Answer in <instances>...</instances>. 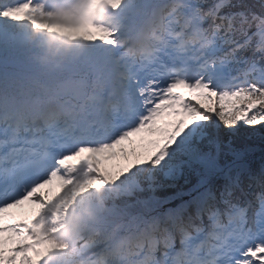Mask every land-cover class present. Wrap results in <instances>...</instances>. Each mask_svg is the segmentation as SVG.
<instances>
[{"label": "snow or ice", "instance_id": "snow-or-ice-1", "mask_svg": "<svg viewBox=\"0 0 264 264\" xmlns=\"http://www.w3.org/2000/svg\"><path fill=\"white\" fill-rule=\"evenodd\" d=\"M94 2L78 57L0 94V264H264V0ZM44 14L3 11L60 30ZM93 190L95 219L54 239Z\"/></svg>", "mask_w": 264, "mask_h": 264}, {"label": "rangeland", "instance_id": "rangeland-1", "mask_svg": "<svg viewBox=\"0 0 264 264\" xmlns=\"http://www.w3.org/2000/svg\"><path fill=\"white\" fill-rule=\"evenodd\" d=\"M18 3L20 2L3 3V0L0 1V61L3 59H17L21 62L27 61L36 63V56L31 54L33 50H38L41 56L48 55L54 60L58 57L71 58L77 54L78 50L87 47L84 40L75 37L91 25L106 23L109 16L108 14L104 17H100L99 14L94 21L85 22L81 17H83L90 8H96L101 3H95L94 0H80L76 3L75 8H78L80 11L82 8H86V10H82L84 13L80 17H77L75 12L71 9L44 10L45 14L41 19L45 22L60 26V30H47L36 27L31 21H18L3 15V11L7 7ZM48 13H51V15H48ZM75 45L79 46L78 49L75 48ZM3 93L13 96L7 87L0 84V94ZM49 187L53 194L59 191L58 185L54 184ZM184 189L187 190L185 186ZM171 195L172 194L169 196ZM167 197L158 198L165 200ZM93 201L94 200L88 198V196L78 199L77 208L70 207L67 211L62 225L60 226V230L54 234V239L62 242L61 234H63V241L66 242L62 243L68 245L69 243L72 244L80 231L78 224H80L81 221H89V214L94 213L91 206ZM16 210L19 214L26 216L31 215V207L28 204ZM70 255V247L68 250L57 249L52 253V259L49 264H68Z\"/></svg>", "mask_w": 264, "mask_h": 264}, {"label": "bare ground", "instance_id": "bare-ground-1", "mask_svg": "<svg viewBox=\"0 0 264 264\" xmlns=\"http://www.w3.org/2000/svg\"><path fill=\"white\" fill-rule=\"evenodd\" d=\"M78 45V44H77ZM75 45L76 49H78L79 46ZM86 49V47H83L82 50H78L77 54L75 56H72L71 58L68 57H58L55 58V60L53 62H55L57 59H62L64 62L70 59H74L76 57H78L84 50ZM33 56H36L37 54H39L38 50H33L32 53ZM40 55V54H39ZM45 66H43L41 63H37V65L32 64V62H21L17 59H3L0 61V76L2 77L3 75L5 76V78L7 79L8 83L11 84L12 88L15 89L17 92L19 91L20 93L28 88L32 81L40 75L41 70L44 68ZM15 82L16 84L14 85ZM20 85V86H17ZM156 195V194H155ZM161 200V199H160ZM161 207L166 209L167 207H170V203L169 201L167 203L161 204ZM14 211V210H12ZM23 219L24 217H18ZM55 256V255H54ZM52 256L49 260V262L51 261Z\"/></svg>", "mask_w": 264, "mask_h": 264}, {"label": "clouds", "instance_id": "clouds-1", "mask_svg": "<svg viewBox=\"0 0 264 264\" xmlns=\"http://www.w3.org/2000/svg\"><path fill=\"white\" fill-rule=\"evenodd\" d=\"M110 10H111L110 6L106 2L101 3L96 8H90L89 11L83 17H81V19H83L85 22L94 21L97 15H99L102 12H108ZM35 58L39 63H41L45 67H59L64 62L62 59H57L55 62H52L51 58L48 55L41 56L37 54ZM89 215H90V220L95 219V213H90ZM88 222L89 221H81V223L78 224V228L80 229L79 233L83 229L88 227ZM61 240L62 242H66L63 241V234H61ZM69 246H71L70 243Z\"/></svg>", "mask_w": 264, "mask_h": 264}, {"label": "trees", "instance_id": "trees-1", "mask_svg": "<svg viewBox=\"0 0 264 264\" xmlns=\"http://www.w3.org/2000/svg\"><path fill=\"white\" fill-rule=\"evenodd\" d=\"M256 145H257V148L259 149L260 141H259L258 139H257V141H256ZM259 156H260V152H259V150H258V151L256 152V158H257V160H259ZM115 163H116V161H114V160H109V161H106V166L110 167V166H112V165L115 164ZM189 181H190V182H189L188 184H190L191 182L196 181V177H195V176H190V177H189ZM169 183H170V182H169ZM188 184H184V183H183V180L179 181V186H187ZM176 190H177L176 188H174V187H169V186H167V184H166V186L161 187V188H158V189L156 190L155 194H156V195H159V196H163V197H165V196H168V195L171 194V193H174ZM85 194L88 195V196H90V197H92L93 199L97 200V199L101 198V196H102L103 193H102V190H93V191H89V192L82 193V194L80 195L79 198L85 196ZM145 195H149V194H145ZM79 198H78V199H79ZM78 199H77L76 201H78Z\"/></svg>", "mask_w": 264, "mask_h": 264}, {"label": "water", "instance_id": "water-1", "mask_svg": "<svg viewBox=\"0 0 264 264\" xmlns=\"http://www.w3.org/2000/svg\"><path fill=\"white\" fill-rule=\"evenodd\" d=\"M171 202L176 203L175 201H171Z\"/></svg>", "mask_w": 264, "mask_h": 264}]
</instances>
